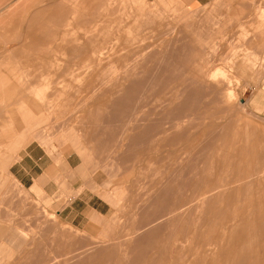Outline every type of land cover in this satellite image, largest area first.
Here are the masks:
<instances>
[{
    "label": "rangeland",
    "instance_id": "374dc122",
    "mask_svg": "<svg viewBox=\"0 0 264 264\" xmlns=\"http://www.w3.org/2000/svg\"><path fill=\"white\" fill-rule=\"evenodd\" d=\"M245 27L224 0H0V264H264Z\"/></svg>",
    "mask_w": 264,
    "mask_h": 264
},
{
    "label": "crops",
    "instance_id": "0c3cea01",
    "mask_svg": "<svg viewBox=\"0 0 264 264\" xmlns=\"http://www.w3.org/2000/svg\"><path fill=\"white\" fill-rule=\"evenodd\" d=\"M193 7H202V6H210L215 0H189ZM224 8H225V19L227 20L228 16L232 18L233 14H239L240 23H245L246 27V38H241V46L242 48L254 53L255 56H263L264 55V0H239L237 2H233L232 0H224ZM233 8H238V11L235 10L233 12ZM229 9V10H228ZM229 14V15H228ZM225 33H228V27H225ZM230 41L232 42V25L230 27ZM264 72V69H263ZM255 88V101L260 102L264 106V74L260 83L256 85ZM15 157H7L3 160L2 165L7 168L14 160ZM23 159V157H22ZM20 162V161H19ZM11 165V179L16 181V178L24 185L23 179L25 175H30L29 172L21 173V166L17 165L16 169L13 170L16 164ZM16 177V178H15ZM31 177V176H30ZM28 178V177H27ZM32 178V177H31ZM41 184V178L37 179L32 186V188H36ZM25 197V196H24ZM39 203L36 202V207L34 211H37L34 222L37 225H40L41 218L43 223H49V216L45 212L43 208L39 210ZM53 220V219H52ZM19 224L16 226L19 231L22 233L25 231L24 227ZM4 232L3 228H0V234ZM22 236H26L21 234ZM27 238V236H26ZM29 240V238H27Z\"/></svg>",
    "mask_w": 264,
    "mask_h": 264
},
{
    "label": "bare ground",
    "instance_id": "6f19581e",
    "mask_svg": "<svg viewBox=\"0 0 264 264\" xmlns=\"http://www.w3.org/2000/svg\"><path fill=\"white\" fill-rule=\"evenodd\" d=\"M142 54H143V53H142ZM142 54H141V55H142ZM140 58H141V57H140ZM127 68H128V67H127ZM179 70H180V69H179ZM220 73H221V72H220ZM222 73H223V72H222ZM209 74H210V73H209ZM221 75H222V74H221ZM215 76H216V75H215ZM219 76H220V75H219ZM219 76H218V77H219ZM225 76H226V75H225ZM213 77H214V76H213ZM222 78H223V77H222ZM245 133H246V132H245ZM243 134H244V133H243ZM246 136H247V135H246ZM244 138H245V137H244ZM244 138H243V139H244ZM118 152H119V151H118ZM263 172H264V171H263Z\"/></svg>",
    "mask_w": 264,
    "mask_h": 264
}]
</instances>
